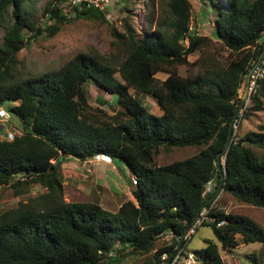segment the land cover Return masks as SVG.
<instances>
[{
    "label": "trees",
    "instance_id": "obj_1",
    "mask_svg": "<svg viewBox=\"0 0 264 264\" xmlns=\"http://www.w3.org/2000/svg\"><path fill=\"white\" fill-rule=\"evenodd\" d=\"M62 1H48L41 12L34 0H0V104L9 105L11 118L22 128L12 139L0 138V187L46 188L31 202L0 213V264H128L146 254L140 264H160L164 252L181 244L222 179L224 191L264 208V126L240 139L233 136L226 148L245 76L264 50V0H200L214 18L213 34L229 51L224 63L208 56L210 37L192 31L190 0L168 2L170 24L156 20L154 0H141L148 11L146 27L139 31L124 19L123 31L113 32L116 55L93 49L58 69L21 73L18 53L46 30L56 33L66 23L67 2L63 6ZM75 14L105 18L95 7L77 6ZM196 52L201 53L195 61L199 70L182 75L178 66L189 65ZM261 67L243 118L264 108V58ZM159 72L167 78L160 81ZM87 84L116 95L119 109L107 119L90 114ZM130 88L155 98L162 113L151 112ZM187 146L200 150L169 164L156 163L162 148ZM100 155L124 162L137 181H131L134 200L116 212L98 202L63 199L59 158L87 161ZM209 181L215 187L205 196ZM214 215L226 223L205 224L217 242L207 240L194 252L199 262L222 264V250L264 242V228L252 218L219 209Z\"/></svg>",
    "mask_w": 264,
    "mask_h": 264
},
{
    "label": "rangeland",
    "instance_id": "obj_2",
    "mask_svg": "<svg viewBox=\"0 0 264 264\" xmlns=\"http://www.w3.org/2000/svg\"><path fill=\"white\" fill-rule=\"evenodd\" d=\"M37 8L41 11L50 0H34ZM128 3H122L120 0H108L103 3L101 8L105 14V18H78L76 14L67 13V21L60 25L58 32L52 33L46 30L38 38L30 41L17 55L19 60L18 70L26 75L40 74L45 71L58 69L72 59L77 53L89 50H99L107 55H116L119 53L116 44L117 38L113 34L114 30L123 31V24L127 22L136 23L139 31H143L146 27L145 16L148 14L147 9L141 0H129ZM150 1V0H143ZM170 0H154L156 20L161 19L165 23H171L168 2ZM192 3L191 29L193 32L202 36L210 37V45L208 48V56L224 63L229 51L224 48L222 43L213 34L214 18L208 13L206 7L200 0H190ZM63 0V6L66 4ZM65 3V4H64ZM67 11V10H66ZM42 12V11H41ZM41 12L37 17L44 21ZM126 19V21L124 20ZM51 24V22H50ZM4 36V29L0 28V42ZM115 42V43H114ZM264 45V38L261 42ZM262 61L253 71L251 77L250 91L245 101V106L241 109L239 117L234 125V136L240 139L248 132L259 131L260 125L264 126V108L261 111L252 112L248 118H243L245 109L252 105L251 93L255 87V81L262 69L261 63L264 58V50L262 51ZM206 55V54H205ZM201 56L200 52L189 56V65H180L178 70L182 75L189 72H197L199 63L195 62ZM121 57L119 58V61ZM201 65V64H200ZM166 72H159L156 77L163 81L167 78ZM116 77L121 81V76L116 73ZM247 81L241 88V98L243 99L244 89ZM124 82V81H123ZM86 88L89 93V113L100 119H107L119 109L116 95L109 94L104 90L87 84ZM133 96L139 97L151 112L160 115L162 110L155 98L150 95L139 94L135 89L130 88ZM101 99L108 101L102 102ZM8 104L4 107L8 108ZM21 123L9 118L0 121V138L12 139L11 136L20 134L22 128ZM200 147L187 146L171 149L162 148L156 156L158 165H165L176 160H182L197 153ZM55 159H52L54 163ZM225 158H223V164ZM61 179L63 183V199L65 202H98L103 208L112 212H116L121 204L127 200H134L132 194L131 181L132 172L128 166L115 159L93 158L87 161H80L69 156H61L59 158ZM25 185L18 187L14 184L4 185L0 187V213L5 210L17 207L20 202L29 203L38 198L42 193L46 192V188L37 185L25 191ZM215 187V186H214ZM214 189V188H213ZM23 191V192H22ZM213 191V190H212ZM211 191V192H212ZM209 194V193H208ZM207 194V196H208ZM216 205L220 211L226 213H234L245 215L256 221L264 228V208L256 207L239 201L236 197L227 191L222 190V195ZM240 238V236H238ZM171 239V238H166ZM207 240L217 242L213 228L204 225L198 228L196 233L185 244L186 252H195L206 246ZM164 241V240H162ZM161 243V242H160ZM145 256H149L146 254ZM145 256L134 258L128 264H140ZM222 264H264V242H255L250 244H240L232 250H222ZM197 264H203L198 261Z\"/></svg>",
    "mask_w": 264,
    "mask_h": 264
},
{
    "label": "built area",
    "instance_id": "obj_3",
    "mask_svg": "<svg viewBox=\"0 0 264 264\" xmlns=\"http://www.w3.org/2000/svg\"><path fill=\"white\" fill-rule=\"evenodd\" d=\"M108 0H68L67 7L65 8L66 13L75 14L77 6H84L86 8H102L103 3L107 2ZM67 10V11H66ZM263 74V70L261 69L260 74ZM258 75V76H259ZM254 77V75H252ZM252 81H255L252 79ZM11 118L10 113L8 112L7 108L4 105L0 104V121L8 120ZM13 138V136H11ZM108 158L107 156L100 155L97 158ZM132 182L136 185L137 181L136 178H132ZM213 181H209L206 186V190L204 191V195L207 196L214 188ZM222 195V191L218 194L214 195L212 198L208 200V202L200 209L197 217L195 218L192 225L187 229L184 235L181 237V244L183 240H186V243L191 239V237L196 233L199 227L204 226L205 224L215 223L218 227L224 225L226 223L225 219L218 220L217 217L214 215L218 206L216 205L217 201L220 199ZM173 236L172 233H168L166 238H171ZM185 243V244H186ZM181 244L178 245L173 251L171 252H164L160 259V264H197L198 260L193 252H186L184 246L181 247Z\"/></svg>",
    "mask_w": 264,
    "mask_h": 264
},
{
    "label": "water",
    "instance_id": "obj_4",
    "mask_svg": "<svg viewBox=\"0 0 264 264\" xmlns=\"http://www.w3.org/2000/svg\"><path fill=\"white\" fill-rule=\"evenodd\" d=\"M261 61H262V54L260 55L259 60L257 61V63H256V64L253 66V68L248 72V75H247V81H246V85H245V89H244V94H243V99H242V103H241V105H240V107H239L238 112H237L236 115H235V118H234L235 121L238 119V117H239V113H240L241 109L245 106V101H246L247 96H248L249 91H250V84H251L252 73H253V71L257 68V66L260 64ZM233 127H234V126L231 125V127H230V132H229V135H228V139H227V141H226V148H227V149L230 147V145H231V141L233 140V136H234ZM221 154H222V153L218 154V163H219V165L221 164V162H220V161H221ZM51 170H52V169H51ZM223 185H224V181H223V179H222V181H221V183H220V186H219V188L217 189L215 195L218 194L220 191L223 190ZM207 202H208V201H207Z\"/></svg>",
    "mask_w": 264,
    "mask_h": 264
},
{
    "label": "crops",
    "instance_id": "obj_5",
    "mask_svg": "<svg viewBox=\"0 0 264 264\" xmlns=\"http://www.w3.org/2000/svg\"><path fill=\"white\" fill-rule=\"evenodd\" d=\"M108 159H109V158H108ZM214 195H215V194H214ZM214 195H213V196H214ZM213 196H212V197H213ZM212 197H211V198H212Z\"/></svg>",
    "mask_w": 264,
    "mask_h": 264
},
{
    "label": "clouds",
    "instance_id": "obj_6",
    "mask_svg": "<svg viewBox=\"0 0 264 264\" xmlns=\"http://www.w3.org/2000/svg\"><path fill=\"white\" fill-rule=\"evenodd\" d=\"M224 190V189H223Z\"/></svg>",
    "mask_w": 264,
    "mask_h": 264
}]
</instances>
